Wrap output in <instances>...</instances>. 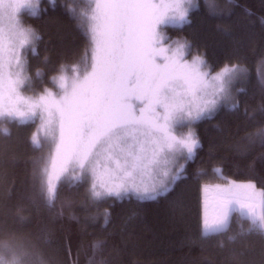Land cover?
I'll use <instances>...</instances> for the list:
<instances>
[{"label":"snow or ice","instance_id":"snow-or-ice-1","mask_svg":"<svg viewBox=\"0 0 264 264\" xmlns=\"http://www.w3.org/2000/svg\"><path fill=\"white\" fill-rule=\"evenodd\" d=\"M41 2L0 0V134L11 137L4 123L35 126L28 139L40 153L30 161L33 202L38 197L53 209L65 186L84 188L85 208L109 200L166 198L188 178L187 165L202 148L195 125L213 119L222 107L239 110L237 96L245 89L236 85L248 79V70L240 63H225L217 70L203 55H192L189 42L162 33V26L190 23L189 14L199 8V0H80L66 9L85 47L76 63L59 65L60 74L50 78L58 87L53 92L43 87L45 73L40 69L35 78L25 74L27 55H39L42 37L24 25L21 13L27 10L30 17H38L46 11ZM204 2L211 13L220 14L216 0ZM48 3L56 6V0ZM225 35L231 33L225 30ZM43 59L50 61L48 56ZM24 91L33 95L26 97ZM259 111L264 113V105ZM245 139L264 147V127ZM212 171L226 182L214 185L213 198L205 200L200 239L227 236L232 243L237 236L264 237V187L254 180H232L221 168ZM207 174L197 169L198 177ZM202 191L209 188L202 185ZM234 212L248 227L241 224L238 233L229 235ZM101 215L107 228L108 209L88 218L95 221ZM18 218L23 227L26 218ZM44 241L49 242L47 236ZM105 243L94 242L93 252ZM0 264L47 261L36 243L12 232L0 236Z\"/></svg>","mask_w":264,"mask_h":264},{"label":"trees","instance_id":"trees-1","mask_svg":"<svg viewBox=\"0 0 264 264\" xmlns=\"http://www.w3.org/2000/svg\"><path fill=\"white\" fill-rule=\"evenodd\" d=\"M73 2L80 4V0H56L53 8L48 0H42L40 8L46 11L38 17L21 14L24 25L42 37L37 45L39 55H27L26 74L35 78L40 69L45 73L43 87L53 92L58 87L50 78L60 74L59 65L76 63L85 47V39L66 9ZM216 3L218 15L199 0V8L189 14L190 23L162 27V33L172 40L189 42L192 55H203L215 69L225 63H240L249 74L241 86L245 92L237 96L238 111L222 107L213 119L195 125L202 148L187 165L188 178L178 182L169 196L156 201L109 200L87 208L82 206L87 203L84 188L65 186L55 208L49 209L38 197L33 202L30 161L40 153L33 151L28 139L35 126L4 123L11 137L0 134V236L14 232L29 238L47 264H88L89 259L94 264L101 259L106 264H264V237L237 236L232 243L227 236L200 239L202 185L225 182L213 174V168H221L223 176L232 180H254L264 187V147L249 145L245 139L264 127V113L259 111L264 105V0ZM225 30L231 35L226 36ZM45 56L50 58L48 63ZM197 169L208 174L198 177ZM61 209L62 216L58 214ZM104 209L111 212L107 228L102 215L95 221L88 218ZM73 215L77 219H71ZM19 216L26 218L23 227ZM241 224L247 229L248 223L234 212L229 235L238 233ZM45 236L49 242L44 241ZM98 240L106 243L94 253L92 245Z\"/></svg>","mask_w":264,"mask_h":264},{"label":"rangeland","instance_id":"rangeland-1","mask_svg":"<svg viewBox=\"0 0 264 264\" xmlns=\"http://www.w3.org/2000/svg\"><path fill=\"white\" fill-rule=\"evenodd\" d=\"M23 12H27V10H22V13H23ZM22 13H21V14H22ZM177 26H178V25H177ZM3 27L5 28V30H7V28H8V21H7V19H5V20L3 21ZM162 27H163V26H162ZM161 31H162V28H161ZM165 46H167V45H165ZM189 59H191V57H190ZM25 74H26V73H25ZM26 75H27V74H26ZM263 75H264V65H263ZM242 84H244V82H243V83H238V84L236 85V87H237V88H241ZM23 95L26 96V97H30V96H32L33 94L24 91V92H23ZM182 131L186 132L187 129H183ZM236 181H237V180H236ZM225 182H226V181H225ZM225 182H223V183H213V184H207V185H206V186L209 188V191H208L207 193H205V192L203 191V201H202V206H201V214L203 213V207H204L205 200L211 201V199H212L213 196H214V193L211 191V188H212L214 185H217V184H224Z\"/></svg>","mask_w":264,"mask_h":264},{"label":"crops","instance_id":"crops-1","mask_svg":"<svg viewBox=\"0 0 264 264\" xmlns=\"http://www.w3.org/2000/svg\"><path fill=\"white\" fill-rule=\"evenodd\" d=\"M203 185H207V184H203ZM201 196H202V201H203V191H202V188H201Z\"/></svg>","mask_w":264,"mask_h":264}]
</instances>
